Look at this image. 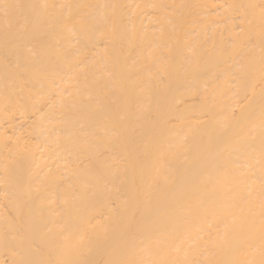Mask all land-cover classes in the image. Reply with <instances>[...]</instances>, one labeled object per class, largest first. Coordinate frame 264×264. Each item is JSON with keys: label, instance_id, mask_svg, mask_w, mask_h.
Here are the masks:
<instances>
[{"label": "bare ground", "instance_id": "1", "mask_svg": "<svg viewBox=\"0 0 264 264\" xmlns=\"http://www.w3.org/2000/svg\"><path fill=\"white\" fill-rule=\"evenodd\" d=\"M0 264H264V0H0Z\"/></svg>", "mask_w": 264, "mask_h": 264}]
</instances>
